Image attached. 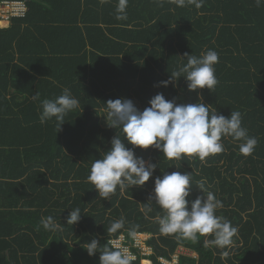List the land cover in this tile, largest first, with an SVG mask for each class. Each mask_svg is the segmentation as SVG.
Segmentation results:
<instances>
[{"label": "trees", "instance_id": "obj_1", "mask_svg": "<svg viewBox=\"0 0 264 264\" xmlns=\"http://www.w3.org/2000/svg\"><path fill=\"white\" fill-rule=\"evenodd\" d=\"M1 1H23L28 10L0 28V264H100V251L116 250L110 241L121 235L131 264L171 262L179 248L191 254L177 255V264H264V3L204 0L197 9L176 0H128L127 19L118 20V0ZM209 49L219 56L212 93L188 91L184 78L160 86L186 62L185 52L199 57ZM65 88L79 107L57 131L55 119L40 123V101ZM158 93L177 104L202 97L225 117L239 111L258 144L245 156L242 141L225 137V150L204 160L169 161L152 148L135 149L136 157L157 164L153 176L105 199L88 181L93 161L122 136L107 127L105 103L128 99L143 111ZM175 171L192 172L189 205L203 196L201 182L222 201L216 214L238 228L231 248L206 246L207 236L164 234L157 222L163 210L153 203L145 212L154 179ZM75 208L82 216L67 224ZM48 216L63 230L43 229ZM121 217L125 227L109 232ZM137 225L135 234L149 235L143 244L150 254L133 246L129 230ZM93 239L99 247L89 256Z\"/></svg>", "mask_w": 264, "mask_h": 264}, {"label": "clouds", "instance_id": "obj_2", "mask_svg": "<svg viewBox=\"0 0 264 264\" xmlns=\"http://www.w3.org/2000/svg\"><path fill=\"white\" fill-rule=\"evenodd\" d=\"M176 2L178 7L194 5L199 9L204 0ZM261 3H264V0H256L257 6ZM127 7L128 0H118V20L127 19ZM182 59L186 62L178 66L168 80L161 81L160 86L174 85L179 78H184L188 91L207 89L212 93L219 83L214 68L219 61L218 53L209 49L198 57L185 52ZM33 99L39 100V94H34ZM40 105V123L55 119L58 131L65 116L79 107V101L65 88L61 95L54 99H43ZM105 105L104 118L107 127L120 129L122 133V136L115 135L111 140V148L104 152L102 158L95 159L90 168L88 181L105 199L117 189L125 191L134 186H143L153 176L157 164L136 157L135 149L152 148L169 161L185 157L204 160L225 150V137L237 142L242 141L239 143V151L245 156L251 155L258 144V140L250 137L247 129L242 126V114L239 111H231L230 116L225 117L215 108H211V105H205L202 97L196 103L177 104L174 99L167 100L162 93H158L143 111L138 110L128 99L108 100ZM122 137L132 147H126ZM191 186L192 172L175 171L157 176L154 179L153 195L144 204L145 212L151 211L153 203L163 210V215L157 217V222L164 234H177L193 241L200 236H207L211 238L205 241L206 246L231 248L238 228L216 214L217 210L223 208L222 201L211 191H206L201 182L197 187L203 196L197 197L189 205ZM81 216L80 208L71 209L67 224H76ZM40 223L43 229L50 232L63 230V225L57 223L52 216L41 218ZM124 227L125 220L121 217L110 224L108 231L116 233ZM137 227L138 225L133 226L129 230L130 234L134 235ZM98 247V241L93 239L87 245V254L95 255ZM222 255L227 257L229 252L224 251ZM133 259L134 257L125 250H113L107 246L99 253L100 264H131Z\"/></svg>", "mask_w": 264, "mask_h": 264}, {"label": "built area", "instance_id": "obj_3", "mask_svg": "<svg viewBox=\"0 0 264 264\" xmlns=\"http://www.w3.org/2000/svg\"><path fill=\"white\" fill-rule=\"evenodd\" d=\"M27 10H28L27 5L23 1H1L0 2V23L9 24L11 19H13V18H22L25 16ZM139 236H141V234H135V236H133V238H132L134 247H138V245L142 243V240L139 238ZM124 242H125V237L123 235H121L116 240H111L110 244L114 248H117L120 250H123L122 248H124L127 250L126 251L127 253H130L128 246H124V244H123ZM115 244H119V245L121 244L122 247L119 248ZM149 252H150V250H149ZM159 260L161 263L163 261H165L161 258ZM171 262H175V261L172 260ZM162 264H164V263H162Z\"/></svg>", "mask_w": 264, "mask_h": 264}, {"label": "rangeland", "instance_id": "obj_4", "mask_svg": "<svg viewBox=\"0 0 264 264\" xmlns=\"http://www.w3.org/2000/svg\"><path fill=\"white\" fill-rule=\"evenodd\" d=\"M2 24V23H1ZM0 24V27H3L2 25ZM4 24H6V25H9V24H7V23H4ZM133 236H135V234L134 235H132V237L131 238H133ZM149 237V235H141V236H139V238L142 240V243L141 244H139L138 245V247L141 249V251L143 252V253H145V254H150V252H149V250H148V248L143 244V241L145 240V239H147ZM117 247H122L121 246V244L119 245V244H115ZM123 245V244H122ZM125 246V245H124ZM123 250H125V251H127L126 249H124V248H122ZM183 253H185V254H187V253H189V251H180V250H177L176 252H175V255L173 256V260L175 261V262H177V255H180V254H183ZM191 254V253H190ZM175 262H167V261H163L162 263H164V264H176ZM141 264H150L148 261H145V260H143V261H141Z\"/></svg>", "mask_w": 264, "mask_h": 264}, {"label": "crops", "instance_id": "obj_5", "mask_svg": "<svg viewBox=\"0 0 264 264\" xmlns=\"http://www.w3.org/2000/svg\"><path fill=\"white\" fill-rule=\"evenodd\" d=\"M0 24H1V23H0ZM1 25H2V26L4 25V26H3V27H0V28H5V27H7V26H8V25H6V24H4V23H2ZM179 250H180V251H183V250H182V249H180V248H179ZM185 252H186V250H185ZM188 254H190V253H187V255H188ZM175 263L177 264V262H175Z\"/></svg>", "mask_w": 264, "mask_h": 264}]
</instances>
